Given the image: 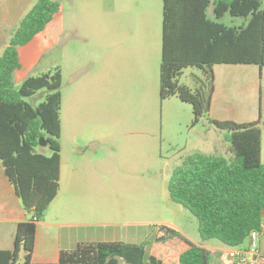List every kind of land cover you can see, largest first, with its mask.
<instances>
[{
  "label": "rangeland",
  "instance_id": "obj_1",
  "mask_svg": "<svg viewBox=\"0 0 264 264\" xmlns=\"http://www.w3.org/2000/svg\"><path fill=\"white\" fill-rule=\"evenodd\" d=\"M55 1L59 11L43 32V47L19 48L23 69L14 82L18 87L27 77L61 73L62 165L77 175L63 190V206L73 202L86 222L116 223L103 228L125 234V243L148 244L166 223L198 232L196 219L169 200L172 171L194 153L226 159L231 154L223 149L229 146L224 132L204 118L192 125L189 104L159 98L161 41L154 29L156 21L161 26L162 0ZM36 2L31 0L29 11ZM122 16L143 17L144 54L137 60L129 37L123 36ZM233 68L239 74L248 70ZM262 69L255 74L257 104L264 97ZM192 73L201 76L189 66L180 83L192 86ZM241 94L233 98L243 102ZM44 97L39 91L25 101L34 106ZM56 208L53 203L44 216L61 215ZM148 252L149 245L146 257Z\"/></svg>",
  "mask_w": 264,
  "mask_h": 264
},
{
  "label": "trees",
  "instance_id": "obj_2",
  "mask_svg": "<svg viewBox=\"0 0 264 264\" xmlns=\"http://www.w3.org/2000/svg\"><path fill=\"white\" fill-rule=\"evenodd\" d=\"M59 11L55 0H37L22 18L0 56V160L29 220L17 225L14 248L0 251V264H35L31 256L36 223L59 189L61 73L27 77L16 87L20 69L18 49L43 32ZM217 18L228 13L244 20L239 27L206 23L202 37L170 38L166 32L169 9L163 0L159 98H176L192 108L195 126L208 116L214 90V65H254L264 68V0H219ZM195 67L192 87L179 84L182 70ZM45 91L37 106L25 101ZM224 132L230 159L194 153L170 176L169 200L197 221L202 241L217 240L227 247L242 246L248 234L264 227V164L258 122L208 120ZM51 136L48 138L47 136ZM46 138L49 156L37 152ZM151 247L146 257L147 247ZM209 253L178 231L160 225L148 244L102 242L79 244L63 251L56 264H210Z\"/></svg>",
  "mask_w": 264,
  "mask_h": 264
},
{
  "label": "crops",
  "instance_id": "obj_3",
  "mask_svg": "<svg viewBox=\"0 0 264 264\" xmlns=\"http://www.w3.org/2000/svg\"><path fill=\"white\" fill-rule=\"evenodd\" d=\"M167 1L169 18L168 24H166V32L170 38L181 39L186 35L195 38L202 37L204 35V31H206L207 22L223 24L228 27H239L244 22L241 18L230 17L228 13H225L220 18H217L214 13V7L219 0ZM30 6L31 0H0V56L8 46L9 40L20 21L29 12ZM141 19L142 20H140L138 16H131L127 18L122 16L121 19L123 36L125 39L129 37L131 42L130 52L136 56V60L139 56L143 57L144 54V20L142 16ZM239 19L242 20V24L237 22ZM158 25L159 23L156 21L154 30L156 37L160 32L162 51L163 0L161 26ZM43 32L37 34L31 42L22 47L26 48L34 44L37 47L42 48L43 43L46 40L42 37ZM35 61L36 60L32 62ZM20 66V69L15 71V73L23 69L21 62ZM233 66L235 65H214L211 68L214 77V90L211 95L208 116L204 119L207 122L208 120L233 121L239 124L258 122L261 129V163L264 164V97L262 96V98L258 100L257 104V87L255 84L256 71L259 73L262 72L263 69L261 70L254 65H236L247 67L246 69H248L246 72L242 71L240 73L242 74L241 76L244 80H246V84L242 87L238 82V77L240 75L239 68H233ZM191 76L201 77L198 74L193 73ZM23 80L21 79L18 84H21ZM179 84H181L180 81ZM191 87L192 86L189 88ZM241 93L245 97L243 102L233 98L235 95ZM41 102L42 101H39L38 104ZM60 112L59 120L61 135L63 122ZM45 148L46 147H39L36 151L45 156H49L51 153L45 150ZM223 149L229 152V147L226 145ZM84 151L85 149L81 152ZM62 153L63 149L60 145L59 189L57 195L50 203L47 210L53 203H56V207L61 208L63 213L58 215V211H56L54 218H50V216H43V218L36 223L35 242L31 256V261L35 264H56L59 261L61 252L72 251L79 244H96L118 241L125 243L124 240L125 237H127L125 234H122V236L121 233H112L110 230L103 228L109 225H116V223H107L106 221L101 220L93 223L86 222L84 220L85 218H82L84 211L74 208L73 202H71V206H63V197H61L63 190L66 188L70 180L72 182L75 181L74 179L77 175L74 174L75 170L68 171L67 173L64 171L62 165ZM185 159L186 157L184 160ZM184 160H182V162ZM66 176L67 179L65 178ZM29 218L30 215L25 212L13 186L5 175V171L0 160V251L13 250L17 225L21 222L29 220ZM162 225L175 229L187 240L205 249L209 253L210 264H231V255L235 248L227 247L217 240L202 241L198 232H195L194 230L189 233L174 224L166 223ZM94 227H96V229ZM262 230L263 233L259 247L261 253L264 255V227ZM245 245L246 243L241 247H244ZM150 251L151 247H149V252Z\"/></svg>",
  "mask_w": 264,
  "mask_h": 264
},
{
  "label": "built area",
  "instance_id": "obj_4",
  "mask_svg": "<svg viewBox=\"0 0 264 264\" xmlns=\"http://www.w3.org/2000/svg\"><path fill=\"white\" fill-rule=\"evenodd\" d=\"M262 233V229L251 231L246 238V245L233 250L231 264H264V255L259 247Z\"/></svg>",
  "mask_w": 264,
  "mask_h": 264
},
{
  "label": "water",
  "instance_id": "obj_5",
  "mask_svg": "<svg viewBox=\"0 0 264 264\" xmlns=\"http://www.w3.org/2000/svg\"><path fill=\"white\" fill-rule=\"evenodd\" d=\"M48 138H50L51 136H47ZM39 147H46V138L42 137L39 139Z\"/></svg>",
  "mask_w": 264,
  "mask_h": 264
}]
</instances>
